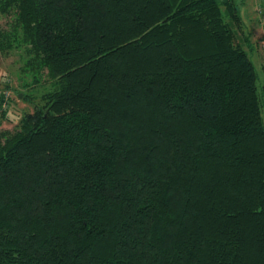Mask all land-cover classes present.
<instances>
[{
  "label": "trees",
  "instance_id": "16d2710c",
  "mask_svg": "<svg viewBox=\"0 0 264 264\" xmlns=\"http://www.w3.org/2000/svg\"><path fill=\"white\" fill-rule=\"evenodd\" d=\"M0 15L32 104L0 132V264H264V60L234 0Z\"/></svg>",
  "mask_w": 264,
  "mask_h": 264
},
{
  "label": "rangeland",
  "instance_id": "374dc122",
  "mask_svg": "<svg viewBox=\"0 0 264 264\" xmlns=\"http://www.w3.org/2000/svg\"><path fill=\"white\" fill-rule=\"evenodd\" d=\"M242 22L243 32L250 36V39L255 42L256 56L252 55V60L255 67L260 71L259 55L261 54L260 40L264 36V0H234ZM225 16L227 13L224 10ZM226 18L234 25L233 21ZM5 18L0 15V23L4 24ZM235 27V25H234ZM236 29V28H235ZM237 31V30H236ZM237 39L242 42L240 30L237 31ZM22 60L19 58L16 51H9L0 55V93H4L8 98L5 110L7 117H0V132L2 129H12L17 123L20 114L32 108V104L26 101L23 97L21 83L28 80L30 76L23 73L21 70ZM7 84V87L5 86ZM38 90L41 86H38ZM32 92L33 98L38 99L37 90L29 89ZM262 117L264 120V109L262 108Z\"/></svg>",
  "mask_w": 264,
  "mask_h": 264
},
{
  "label": "crops",
  "instance_id": "0c3cea01",
  "mask_svg": "<svg viewBox=\"0 0 264 264\" xmlns=\"http://www.w3.org/2000/svg\"><path fill=\"white\" fill-rule=\"evenodd\" d=\"M260 47H261V54L263 55V60H264V36L260 40ZM254 56H256V52H255ZM259 60H260V57H259ZM259 63H260V61H259Z\"/></svg>",
  "mask_w": 264,
  "mask_h": 264
}]
</instances>
